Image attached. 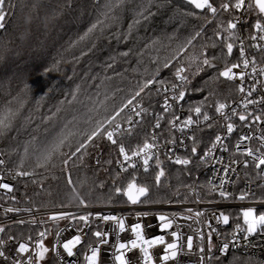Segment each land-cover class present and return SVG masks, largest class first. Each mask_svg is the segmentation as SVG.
<instances>
[{
	"label": "trees",
	"instance_id": "16d2710c",
	"mask_svg": "<svg viewBox=\"0 0 264 264\" xmlns=\"http://www.w3.org/2000/svg\"><path fill=\"white\" fill-rule=\"evenodd\" d=\"M213 2L219 8L221 3H235V0ZM8 3L13 7L5 21L6 29L0 31V48L6 46L8 49L0 55V116H3L8 102L24 90L25 85L28 86L25 90L24 107L15 121L14 129L7 137L0 138V153L4 154L2 157L13 171L17 170L26 147L30 156L24 167L31 170L35 159L31 155L33 150L47 144L74 116H83L87 108L92 106L89 98L97 99L98 92L99 100H103L105 94L109 97L106 102L109 109L113 105H119L137 81L147 78V74L155 71L158 65L153 61L156 60L160 65L159 78L173 80L175 66L193 49L190 47L187 52L180 54L177 60L172 61L170 68H163V61L171 57L177 46L198 30L204 23L205 15L211 19L210 13H200L181 0H151L150 4L149 0H127L116 23L103 34H97L94 39L77 43L79 37L96 21L105 0H8ZM140 5L150 7L153 15L133 26L128 39L124 40L123 35L133 25ZM189 11H196L199 18L186 16L185 13ZM236 15V10L219 12L216 19L205 26L207 36H213L218 24L222 23L226 28L227 22ZM255 22L254 17L247 18L243 30L247 32V36L251 34ZM237 31L241 35V31ZM222 35L227 38L226 32ZM203 42L200 38L193 42L197 52ZM238 47L239 43L236 45L237 49ZM209 51L217 56L221 55L219 46ZM124 52H129V55L123 56ZM238 56V51L234 50L233 55L226 58V62H237ZM257 58L264 63V52L257 54ZM108 64H112V67L108 68ZM216 64L222 70L225 60H218ZM216 74V69H209L192 80L187 95L189 108L203 104L204 110L214 113L217 102L226 103L237 97L238 88L224 78L211 83L203 92L195 91L204 86L205 80ZM77 87L79 92L76 100H73L71 93ZM209 90L213 92L212 96H209ZM206 97L207 103H204ZM160 99V95L153 91L151 98L144 100V105L149 112H161ZM100 111L103 114L102 108ZM149 116L145 125L131 132V135L125 134L121 141L135 148L148 140L146 129L154 118ZM216 134L217 130L212 127L199 131L195 145L197 154L189 156L192 163L188 166L168 165L159 187L154 180L158 170L147 173L138 170L129 173L118 171V148L106 139L98 141V148H89V154L82 164L77 162L75 167H71L70 162V172L74 181L87 177V183L82 189L84 192H91L87 207L132 205L125 196L115 194L113 187L114 182L115 186L124 187L132 176L136 177L138 184L147 185L150 189L149 197L142 200L165 201L140 204L159 205L168 200L175 201L178 190L192 186H197L202 198L212 199L213 196L207 195L209 172L206 161L201 157L213 143ZM97 158L100 160L99 164ZM107 161L111 163H106ZM61 168L62 165L58 164L49 171L36 169L38 174L35 177L17 182L14 193L16 199H10L9 204L22 208L77 207L69 203L67 173L62 172ZM34 179L40 183H33ZM101 184L102 188L99 187ZM263 192L264 187H261L255 199L264 200ZM61 204L65 206L61 207ZM29 230L27 227L22 228L21 234L16 237L28 239L31 237L27 234ZM31 241L35 240L32 238ZM233 257L238 260L249 259L232 254L220 260L223 264H232ZM251 260L253 264H261ZM210 264H217V261L213 259Z\"/></svg>",
	"mask_w": 264,
	"mask_h": 264
},
{
	"label": "snow or ice",
	"instance_id": "6c2138e0",
	"mask_svg": "<svg viewBox=\"0 0 264 264\" xmlns=\"http://www.w3.org/2000/svg\"><path fill=\"white\" fill-rule=\"evenodd\" d=\"M127 0H105L103 8L101 9L96 21L87 29V31L79 37V42L85 40L94 39L97 34H103L106 29H108L112 24L116 23L119 19V14L125 9ZM151 0H149V4ZM186 3L189 6H192L195 10H199L200 13H210L211 19L208 18L207 15L203 17L204 23L200 25L198 30L194 31V33L187 38L184 42L179 44L171 57L165 58L163 61V68L172 67V61L177 60L180 54L185 53L191 47L193 51L184 57L183 61L177 63L175 66V70L173 72V80H167L159 78L160 73V65L159 61H153L157 63V68L154 72L147 74V69H145V73L147 74V78H144L140 81H137L132 90L124 96L119 105H113L111 109L107 105V100L109 97L107 94L104 95L103 100H99L98 97L100 93L96 94L97 99L91 100V107L87 108V111L83 114V116H74L71 121H68L62 130L58 132L47 144L43 145L40 148L34 149L31 153L32 156L35 157L34 163L32 165L31 170L25 169V163L29 158L30 154L28 148H25V155L21 157L20 163L17 165V170L12 173L13 179L18 177H35L38 173L36 169H44L45 171H49L54 169L59 165H62L61 171L67 173V187L69 189V203L75 204L77 207L79 206H88V197L91 195V192L82 191L83 186L87 183V177L83 179H78L76 181L73 180L71 172H70V162L71 167H75L77 162L83 163L84 158L89 154V148H98V141L101 139H106L112 145L118 148L119 156L122 157L121 160H117V163L120 164V170L122 172H127L128 168H136V163L134 158L142 161L143 170L145 173L149 171L150 161L155 157V164L158 169L156 171L154 180L155 185L157 187L161 184V178L165 176L164 168L161 167L162 161L159 159L158 155L154 151L157 148L155 143L156 136L153 134L152 140H145L142 146H137L135 149L128 150L126 149L124 143L121 141V137L127 133L131 135L132 127L139 123V120L134 118H143L148 113V108L144 106V100L150 99L153 91L156 95H160L163 93L164 95V103H163V111L169 112L172 109L173 104L184 101L186 95H188L190 91V85L192 80L199 76L201 73H205L209 69H216L217 74L215 76H210L208 80L204 81V86H201L195 91L203 92L205 87H208L211 83L219 80L220 78H224L227 81H235L239 79L242 83L238 85V91L241 93H245L246 89L244 86V81L246 78L245 71H236L237 69H248L250 63L253 65L252 72L255 73L257 71L255 65V60L250 61L247 58V51L244 46V40L242 36L238 33L237 27L241 22L240 17H234V19L229 20L227 22V27L224 28L221 24L217 25L216 30L214 31L213 36L208 37L206 33V25L211 23L212 20L216 19V16L219 12H228L230 10H246L253 11L258 10L260 16L257 17L253 28L256 30L259 35H252V40H260L264 41V0H249L247 5L245 4V0H235V3L226 2L221 3L219 8L214 6L213 0H186ZM13 6L8 3V0H0V31L6 29V19L11 11ZM153 15L150 11V7L140 5L138 6L136 17L133 20V25H130L129 32L123 35V39L127 40L129 35L131 34L132 27L138 25L141 20H147L150 16ZM186 16H195L199 18L196 11H189L185 13ZM227 33V38H225L222 33ZM198 38L203 39L204 42L199 45V51H196V45L193 43ZM119 39V37H118ZM155 43V42H154ZM237 43H239L238 49L236 48ZM221 48V55L217 56L215 53L210 52V49H215L217 47ZM255 47H259L260 51L264 52V46L256 45ZM226 50V51H225ZM234 50H237L239 53L237 62L227 63L226 58L231 57L233 55ZM8 51L7 47L4 46L0 48V55L6 53ZM86 54V53H85ZM123 56H128L129 52L122 53ZM224 59L225 65L223 69H219L216 61ZM108 68L112 67V64L107 65ZM261 76H264V68L259 70ZM28 88L25 85V89L21 90L17 96L13 97L11 101L4 108L3 116H0V138L7 137L8 133L11 132L15 127V121L19 118L21 114V110L24 107L25 103V90ZM120 91V89H117ZM255 91V87H249L246 92L247 97H251L253 92ZM77 92H79V87H77L76 91L71 93L72 99L76 100ZM213 92L209 90V96H212ZM261 101H264V97L261 98ZM261 101H255L252 99H245L243 103V107L247 110L248 105L258 103ZM70 103V102H69ZM207 103V97L205 98V102ZM204 105L200 104L192 108V111L196 114L197 119H193L191 115H189L181 124H179V128L182 131L185 128H191L193 125L197 127L200 126L199 117L202 116L203 122L206 127L211 128L213 125L210 123L212 117L208 114V112L203 111ZM228 107L226 103L217 102L215 105V112L224 117L225 120H230L231 117L225 115L224 110ZM103 109V114H101L100 109ZM232 116H238L239 121L241 122H262L264 123V114L254 115L250 112H237L236 109H232ZM251 118V121H250ZM31 119L30 117L28 118ZM51 119V117H49ZM160 119L161 116L156 117L155 128H160ZM180 120V117L174 116L172 120L169 121V124L172 128L177 127V122ZM127 123L129 125L128 128H124L123 124ZM83 125V126H81ZM227 133L231 134L235 130V125L231 122L225 125ZM193 141V147L191 148V156H196L197 147L195 146L197 143V138L195 134L189 137ZM252 137L248 135H243L240 137V141L251 140ZM261 141V148H264V135L259 137ZM171 143H175V141H171ZM217 145L223 147V137L221 135H216L214 142L211 145V148L204 153V156L201 159H205L211 155V153L216 149ZM241 147L240 143H237L236 148L239 150ZM67 149V151H65ZM225 150H227L225 148ZM258 153V154H257ZM4 154L0 153V157ZM241 155L246 157L243 161L244 167L247 168L249 166V159H251L252 164L258 170L262 169L264 166V151L260 149L253 150L252 148H246ZM172 160V157H169ZM173 163L183 166H188L192 163L191 157L181 158L176 156ZM217 163L221 161L217 160ZM100 163L99 158H97V164ZM106 163H111V161H107ZM239 161L232 160L228 165H226L221 171L223 172V176L219 181V185L213 184L209 181V189L208 193L211 195L212 193H217L220 198L223 200H228L233 196L232 193L226 190V185L228 183H234L231 180L229 173L234 172L235 169L233 165L238 164ZM6 161L3 158H0V166H4ZM127 165V167H125ZM257 175L264 179V171H260ZM33 183H40L37 180H33ZM99 187H103V184L99 185ZM114 192L117 195H123L127 198V202L132 205L140 204V203H164L165 201L162 199L157 200H142L141 198L149 197L150 189L147 185L138 184L136 177L132 176V178L127 182L124 187L115 186L114 182ZM264 187V186H262ZM0 189L6 191V193L11 194L14 191V186L10 183L3 182V177H0ZM198 195V194H197ZM249 196H254V193L250 189H246L242 191L236 199L241 201L246 200ZM12 200H15L16 197L14 195H10L9 197ZM185 201L180 202H186ZM197 203L204 202L202 199H198ZM167 203L171 204L173 201L168 200ZM64 204H61V207H64ZM20 209L9 207L5 209V212H19ZM26 211L31 212V209H26ZM95 215L96 218L103 221H115L116 227L118 228L120 233H123L126 230L125 220L121 216L113 215V214H103V213H88L83 215H77L73 212L60 211L56 213L50 214L47 219L53 222L59 220H69V221H79L83 222L85 226L89 224L90 217ZM149 213H138L137 217L140 216L147 217ZM204 215L201 211H194L192 208H187L184 210V213H171V214H163L160 213L157 215L158 224L155 225L161 231L172 229L176 219L182 218L185 220H194L196 223L200 222V217ZM243 216V224L246 225V228H241L240 224L235 226L233 231L231 241L228 240L227 236H225L224 242L214 251V245L212 242L213 234L219 235L216 228H213L211 222H208V228L210 229L207 233V252H205L204 246L198 247V261L197 264H208L211 260L215 259L217 264H223L220 260V256H227L232 248H239V239L241 238L240 233H243L242 239L246 242V247H254L250 241V237L254 236L258 233V230L261 234H264V213L259 215L256 214L255 209L248 208L242 210ZM213 218L217 221V223H223V225H228L230 221V216L225 214L223 211H219V213H213ZM32 223H36L35 218L31 221ZM18 223H25V221L20 220ZM179 227V225H176ZM149 227H153V225H149ZM5 229L0 227V233H3ZM82 231V229H81ZM130 231L134 234V239H131L130 242H120L116 245L115 260L118 261V264H139L141 258L138 257L137 261H132L131 257L126 256V252L132 250H139L142 255L143 264H154L153 256L149 253V249L153 245H166L164 248V254L161 259L165 262L169 260H176L178 255L183 253V249L185 246H181L175 241L180 239V233L177 231H171L170 235L174 238V242L166 243L163 235L156 236L152 239H147L144 236V225L140 222H137L130 227ZM197 233L201 241L205 239V235L202 230L197 229ZM59 236V231L56 233ZM47 235V229L38 233L39 239L34 244L36 249L33 255H28L26 259H20V254H27L30 251L29 242H22L18 244V247L15 250V253L11 255L7 254L3 250V246L7 243V241L0 240V258L3 259L5 264H41V262L45 261L46 254L50 251L55 254V260L57 264H63V257L61 256L60 251L57 247L49 248L45 246L44 237ZM94 235L97 238H100L99 242L102 244H107L108 240L105 238L108 233L96 231ZM14 239L13 237H9V240ZM31 237L28 238L31 241ZM82 240L81 235H76L74 238L68 240L66 243L62 244V248L67 256L71 257L74 255L73 249L76 245L80 244ZM193 237L188 236L186 240V249L188 253H191L193 250ZM217 253L219 255H217ZM99 257V248L93 246L91 248V255H85L84 259L88 262V264H98ZM232 264H253V261L249 258L246 260H238L236 257H233ZM264 264V262H261Z\"/></svg>",
	"mask_w": 264,
	"mask_h": 264
},
{
	"label": "built area",
	"instance_id": "2783aa9c",
	"mask_svg": "<svg viewBox=\"0 0 264 264\" xmlns=\"http://www.w3.org/2000/svg\"><path fill=\"white\" fill-rule=\"evenodd\" d=\"M249 0H245V4ZM236 17H240L241 22L238 24L237 29L241 31V36L244 40V46L248 53L247 58L252 61L255 60V67L257 71L255 73L252 72L253 65L250 63L248 69H237L236 71H245L246 78L244 83L245 93H241L238 91L237 97L230 102H226L228 107L224 110L225 115L230 116V120H225L223 116L220 114L209 112L208 110H204L208 112V114L212 117L210 123H212V128L217 130L216 135H221L223 137V147L217 145L216 149L211 153V155L204 160L206 161V167L209 172V181L213 184L219 185V181L223 176V172L221 171L226 165H228L232 160L239 161L238 164L233 165L235 169L234 172H230L229 176L234 183H228L226 185V190L233 194L228 200H223L219 197L217 193H212L211 196L214 198L206 199L202 198L199 195V191L197 186L182 188L178 190L175 194V201L173 203H165L159 205H148V204H136V205H128V206H98V207H72V208H37V207H17L9 204L10 195H14L15 193V185L17 182L28 179L30 177H18L13 179L12 169L8 167V164L4 166H0V177H3V182L10 183L14 186V191L11 194L6 193L5 190L0 189V227H3L5 231L0 233V240L7 241V243L3 246V250L11 255L15 253L16 248L19 243L29 242L30 251L27 254H20V259H26L28 255H33L36 251L34 244L39 239L38 233L47 229V235L44 237L45 246L50 249L53 247H57L63 257V264H88V262L84 259L85 255H91V248L93 246L99 248V257L98 264H118V261L115 260L116 245L120 242H130L131 239H134V234L131 233L130 227L131 225L140 222L144 225V236L147 239L155 238L156 236L163 235L166 243L174 242V238L170 235L171 231H177L180 233V239L177 242L181 246H185L183 249V253L178 255L176 260H169L167 262L161 259L164 254V248L166 245H153L149 249V253L153 256L154 264H197L198 261V247L204 246L205 252H207V233L209 232L208 222H211L213 228H216L219 235L213 234L212 242L215 248L219 247L227 236L228 240L231 241L232 233L237 224H240L241 228H246V225L243 224V216L242 210L253 208L257 215L264 213V200L255 199L259 194V189L264 186V179H261L257 173L260 171H264V166L262 169L258 170L254 167V165L249 159V166L247 168L244 167L243 161L246 159L241 153L246 148H252L253 150L260 149L264 151V148H261V141L259 137L264 135V123L262 122H241L238 119V116H232V109H236L237 112H250L254 115L264 114V101H261V98L264 97V76H261L259 70L264 68V63L261 62L257 58V54L261 53L259 47H255L256 45L264 46V41L260 40H252V35H259L256 30L253 28L251 34L247 36V32H244L245 23L247 21V11L246 10H236ZM232 82L237 88L242 82L237 79ZM255 87V91L251 97L246 96L247 89L249 87ZM160 102L159 108L161 112H149L141 119L134 118L139 120V123L135 124L132 127V132L137 130L139 127L145 125V121L147 116L152 119L151 125L147 127L146 133L148 136V140H152L153 134L156 136L155 143L157 148L154 150L156 155H158L159 159L162 161L161 167L165 168L168 165H178L172 162L176 156L181 158L189 157L191 154V144L193 141L189 139L190 136L202 131L205 126L202 116L199 117L200 126L197 127L193 125L191 128H185L182 131L179 128V124L183 122L189 115L193 117V119H197L196 114L189 108L188 96L186 95L184 101L173 104L172 109L169 112L163 111V103H164V95L160 94ZM245 99H252L255 101H261L258 103L248 105L247 110L244 109L243 103ZM145 106V105H144ZM148 108L147 106H145ZM161 116L160 119V128H155L156 117ZM174 116L180 117V120L177 122V127L172 128L169 124V121L174 118ZM251 121V118H250ZM233 123L235 125V130L233 133L229 134L226 131L225 125L227 123ZM166 124V126H165ZM124 128H128L129 125L127 123L123 124ZM127 134V133H125ZM243 135H248L252 137L251 140L240 141V137ZM216 137V136H215ZM122 138V137H121ZM120 138V139H121ZM175 141V143H171V141ZM215 140V139H214ZM214 142V141H213ZM237 143L241 144L239 150H237ZM126 149L129 151L135 149L131 147L129 144H124ZM212 145V144H211ZM142 146V145H141ZM211 148V146L207 149V151ZM225 148L227 150H225ZM206 151V152H207ZM258 154V153H257ZM172 157V160L169 157ZM3 158V157H0ZM4 159V158H3ZM122 161V157L119 156L117 160ZM5 160V159H4ZM221 161L217 163L216 161ZM136 163V168H128L127 172H122L120 170V164L116 162V169L121 173H129L135 170L143 171L142 161L134 158ZM183 166V165H180ZM127 167V165H125ZM158 170L155 164V157L150 161L149 171ZM210 187V185H209ZM246 189H250L254 196H249L244 201L236 199L242 191ZM198 194V195H197ZM207 195H210L207 193ZM264 196V192L262 193ZM186 202H180L185 201ZM216 198V199H215ZM198 199H202L204 202L197 203ZM13 207L20 209L19 212H5V209ZM187 208H192L194 211H201L204 213L199 219L200 222L196 223L194 220H185L182 218H177L176 222L172 229L161 231L157 225L159 222L157 220V215L160 213L163 214H171V213H184V210ZM26 209H31L32 211H26ZM67 211L73 212L77 215H83L88 213H103V214H113L118 215L124 218L126 230L123 233H120L118 228L116 227L115 221H103L95 217V215L90 217L89 224L87 226L84 225L83 222L79 221H69V220H59L56 222L50 221L47 217L56 212ZM219 211H223L225 214L230 216V221L228 225H223V223H217V221L213 218V213H219ZM149 213L147 217L140 216L137 217L138 213ZM35 218L36 223H32L31 221ZM23 220L25 223L21 224L18 221ZM149 225H153V227H149ZM176 225H179L177 227ZM29 228L30 230L27 232L35 241H29L24 238H17L16 236L21 234L20 231L22 228ZM82 229V231H81ZM197 229L203 231L205 235V239L203 241L200 240L199 235L197 233ZM59 231V236H57V232ZM96 231L107 232L108 235L105 237L108 240L107 244H102L99 242L100 238H97L94 233ZM76 235H81L82 240L81 243L76 245L73 249L74 255L69 257L64 252L62 248V244L66 243L68 240L74 238ZM243 233H240L241 238L239 239V248H232L227 256H220V258H228L232 254H238L246 258H250L258 261L259 263L264 262V234H261L258 230V233L254 236H251L249 239L252 242L254 247H246V242L242 239ZM188 236L193 237V250L191 253L187 252L186 249V240ZM9 237H13L14 239L9 240ZM142 253L139 250H132L126 252L127 257H131L132 261H137V258L140 257L141 260L139 264H143L142 261ZM217 255H219L217 253ZM208 262V264H210ZM0 264H5L2 258H0ZM41 264H57L55 260V254L53 252H49L46 254L45 261L41 262Z\"/></svg>",
	"mask_w": 264,
	"mask_h": 264
},
{
	"label": "rangeland",
	"instance_id": "374dc122",
	"mask_svg": "<svg viewBox=\"0 0 264 264\" xmlns=\"http://www.w3.org/2000/svg\"><path fill=\"white\" fill-rule=\"evenodd\" d=\"M248 17H254L255 19H257L258 16H260L258 10H253V11H247Z\"/></svg>",
	"mask_w": 264,
	"mask_h": 264
},
{
	"label": "water",
	"instance_id": "95a60500",
	"mask_svg": "<svg viewBox=\"0 0 264 264\" xmlns=\"http://www.w3.org/2000/svg\"><path fill=\"white\" fill-rule=\"evenodd\" d=\"M181 1H183V2H185L186 3V0H181ZM197 11H199V10H197ZM200 12V11H199ZM163 179V177L161 178V180ZM142 199V198H141Z\"/></svg>",
	"mask_w": 264,
	"mask_h": 264
}]
</instances>
